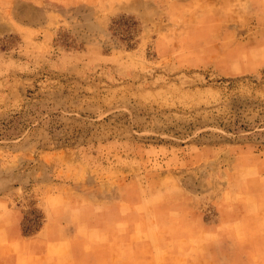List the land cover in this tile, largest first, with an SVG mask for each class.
<instances>
[{
  "label": "rangeland",
  "instance_id": "rangeland-1",
  "mask_svg": "<svg viewBox=\"0 0 264 264\" xmlns=\"http://www.w3.org/2000/svg\"><path fill=\"white\" fill-rule=\"evenodd\" d=\"M8 253L264 264V0H0Z\"/></svg>",
  "mask_w": 264,
  "mask_h": 264
},
{
  "label": "crops",
  "instance_id": "crops-1",
  "mask_svg": "<svg viewBox=\"0 0 264 264\" xmlns=\"http://www.w3.org/2000/svg\"><path fill=\"white\" fill-rule=\"evenodd\" d=\"M11 242H13V241H18V242H20V243H25V244H30L29 243V241H28V239H24L23 237H19V238H12L11 240H10ZM47 246H48V244H47ZM46 246V244H45V248H44V250H43V254H42V256L44 257V258H47L48 256H49V254L51 255V253L48 251V247ZM27 247H29V246H27ZM50 248V247H49ZM26 254H28L29 253V251H26L25 252ZM17 259H19V261H17ZM20 259H21V255H15V254H11V253H8V254H6V255H3L1 258H0V264H9V262H10V264H22V262L20 261ZM9 261V262H8Z\"/></svg>",
  "mask_w": 264,
  "mask_h": 264
}]
</instances>
